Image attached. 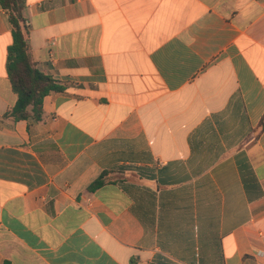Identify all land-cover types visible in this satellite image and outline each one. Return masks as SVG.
Instances as JSON below:
<instances>
[{"label": "crops", "instance_id": "0c3cea01", "mask_svg": "<svg viewBox=\"0 0 264 264\" xmlns=\"http://www.w3.org/2000/svg\"><path fill=\"white\" fill-rule=\"evenodd\" d=\"M24 15L63 91L44 121L11 117L0 4V264H264V0Z\"/></svg>", "mask_w": 264, "mask_h": 264}, {"label": "trees", "instance_id": "16d2710c", "mask_svg": "<svg viewBox=\"0 0 264 264\" xmlns=\"http://www.w3.org/2000/svg\"><path fill=\"white\" fill-rule=\"evenodd\" d=\"M0 4L8 15L13 35V44L8 55V73L17 101L11 117L16 121L32 119L42 122L45 97L52 92H61L63 88L37 68L24 15L26 0H0ZM260 130H264V116ZM103 184L102 176L89 190L94 191Z\"/></svg>", "mask_w": 264, "mask_h": 264}]
</instances>
